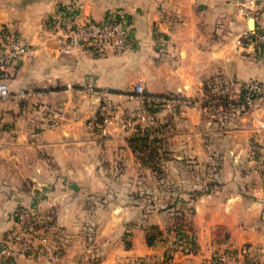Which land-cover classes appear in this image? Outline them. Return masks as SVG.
<instances>
[{
  "label": "crops",
  "instance_id": "obj_1",
  "mask_svg": "<svg viewBox=\"0 0 264 264\" xmlns=\"http://www.w3.org/2000/svg\"><path fill=\"white\" fill-rule=\"evenodd\" d=\"M244 2L251 18L235 0H0V26L27 49L0 70L10 93L0 120L16 129L0 142V241L27 206L52 218L63 248L56 262L19 256L12 264L165 259L163 237L176 217L193 252L173 254L171 264H210L222 248L236 255L229 264H264V109H243L239 93L264 80V47L251 37L264 33V0ZM60 9L76 21L119 20L130 49L63 52L50 28ZM87 78L121 114L157 104L158 170L129 145L134 132L86 129L100 103ZM176 95L185 102L172 108ZM32 107L56 113L58 125L35 130Z\"/></svg>",
  "mask_w": 264,
  "mask_h": 264
},
{
  "label": "built area",
  "instance_id": "obj_2",
  "mask_svg": "<svg viewBox=\"0 0 264 264\" xmlns=\"http://www.w3.org/2000/svg\"><path fill=\"white\" fill-rule=\"evenodd\" d=\"M238 10L245 18H251L252 12L246 7L245 0H235ZM51 30L58 35L63 52L71 54L75 50H89L95 54H103L107 51L113 53H125L131 47V41L127 29L117 19L107 16L101 20H74L66 11L57 10L51 21ZM252 40L264 47V33L252 32ZM26 46L18 39L14 31L7 25L0 26V70L14 68L25 55ZM134 92L138 96L143 95L141 85L135 84ZM244 106L248 109H264V80H249L242 85ZM85 90L94 98H98L99 117H93L86 121L85 127L89 132L103 130L105 126L113 125L121 131L135 132L137 129L151 130L159 123L157 112L149 110L145 105L138 104L128 114L117 111L115 104L106 90L98 89L91 78L85 82ZM9 86L4 80H0V102L9 98ZM170 106L177 107L185 102L179 95L170 98ZM32 107L26 111L32 118V127L35 130L45 127L54 128L58 125L60 117L53 111L44 116L43 112ZM46 121V126L43 122ZM16 134L14 126L7 125L0 120V142L10 139ZM258 140V139H257ZM15 230L5 239L0 241V264H12L19 256L45 257L51 261H57L63 252L59 242L57 226L49 220L47 215H42L37 210L19 207L15 211ZM166 247L165 259L156 260L153 257L136 259V264H171L173 254L177 252H193V238L186 228L178 232L169 231L163 237ZM235 253L231 248L219 249L210 264H229L235 260ZM243 264H250L243 262Z\"/></svg>",
  "mask_w": 264,
  "mask_h": 264
},
{
  "label": "trees",
  "instance_id": "obj_3",
  "mask_svg": "<svg viewBox=\"0 0 264 264\" xmlns=\"http://www.w3.org/2000/svg\"><path fill=\"white\" fill-rule=\"evenodd\" d=\"M240 103L243 106V109H248L247 107L244 106V103L242 101V97H243V89L242 86H240ZM159 97H163V96H159ZM168 97L164 96V99H167ZM156 103H147L145 104V106L151 110L156 112ZM151 130H141L140 128L137 129L132 136L130 137L129 141V145L131 146V148L137 153L139 154V156L143 157V159L145 161H152L153 162V166L155 169L158 170V168L156 167L155 163V158L157 156V150H156V146L154 145V143L157 141L155 137L150 135ZM177 219H175V222L167 227V232L169 231H175L178 232L181 228L184 227V225L181 223V221H179V217H176ZM52 222L54 223V221L52 220ZM55 224V223H54ZM60 231L58 229V236L57 238L59 239L60 236ZM149 242H151V237L147 238ZM248 262V261H246Z\"/></svg>",
  "mask_w": 264,
  "mask_h": 264
},
{
  "label": "rangeland",
  "instance_id": "obj_4",
  "mask_svg": "<svg viewBox=\"0 0 264 264\" xmlns=\"http://www.w3.org/2000/svg\"><path fill=\"white\" fill-rule=\"evenodd\" d=\"M243 84H241V86H242ZM256 138H259L258 137V133L257 134H255L254 133V139H256ZM255 142H257V139L255 140ZM257 149V148H256ZM23 207H27V206H23ZM27 208H29V207H27ZM32 209V208H31ZM34 209V208H33ZM34 210H37L36 208L34 209ZM38 211V210H37ZM39 212V211H38ZM40 213V212H39ZM50 219L49 220H51L52 221V218L50 217V216H48ZM55 223V222H54ZM183 228H186V227H183ZM57 229H59V228H57ZM187 229V228H186Z\"/></svg>",
  "mask_w": 264,
  "mask_h": 264
}]
</instances>
